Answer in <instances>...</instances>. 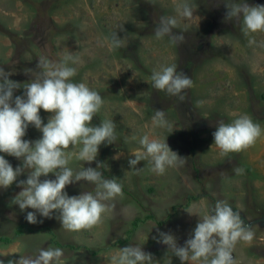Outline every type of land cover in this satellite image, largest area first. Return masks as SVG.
Here are the masks:
<instances>
[{
    "label": "rangeland",
    "instance_id": "374dc122",
    "mask_svg": "<svg viewBox=\"0 0 264 264\" xmlns=\"http://www.w3.org/2000/svg\"><path fill=\"white\" fill-rule=\"evenodd\" d=\"M177 2L0 0V67L12 73L9 79L29 81L28 70L38 71L41 57L58 61L69 51L81 53L73 79L86 82L105 101L92 123L112 119L117 125V140L101 145L97 161L106 163L101 168L105 178L115 176L122 185V195L102 221L77 232L64 229L55 213L52 218L37 214V223L27 222V212L34 210L22 212L11 204L21 190L17 184L0 189V236L12 238L9 244L0 243L3 264H15L19 257L35 256L49 246L63 249V264H111V257L128 244H139L158 264H168L171 253L159 242V233L170 232L183 246L198 218L218 199L239 211L255 233L252 241L236 244L237 264H264V135L228 155L213 144L212 136L219 121L230 123L241 114L264 128V32L244 35L239 23L225 20L223 0H192L196 8L186 21L184 41L172 45L167 38L155 39V23L175 14ZM247 2L264 5V0ZM182 29L184 23L174 31ZM114 31L124 38L115 50L101 42L102 35ZM171 63L193 80L183 101L151 87L152 71ZM22 93L17 89L14 96ZM154 110H165L174 131L163 135H169L170 148L186 160L162 175L151 172L147 160L137 166L143 171H130L128 159L137 154L139 137L161 135L151 123ZM40 115L46 123L51 114L41 109ZM40 136L29 126L24 139ZM0 155L13 168L20 164L15 157ZM82 164L73 161L72 166ZM84 166L95 167L96 161ZM235 166L242 167L243 174L236 175ZM25 178L26 173L18 180ZM86 187L80 182L65 190L74 196L92 190ZM21 225L26 228L18 234ZM171 261L181 264L175 256Z\"/></svg>",
    "mask_w": 264,
    "mask_h": 264
},
{
    "label": "clouds",
    "instance_id": "9594fccd",
    "mask_svg": "<svg viewBox=\"0 0 264 264\" xmlns=\"http://www.w3.org/2000/svg\"><path fill=\"white\" fill-rule=\"evenodd\" d=\"M223 3L225 20L239 23L244 35L264 32V5H250L247 0H223ZM195 8L192 0H178L175 14L161 16L155 23L154 38H167L172 45L181 44L185 39L186 21L193 17ZM182 23L184 29L174 31ZM120 30L123 31L122 25ZM101 42L115 50L123 46L124 38L114 31L102 35ZM80 63L79 51H69L58 61L41 57L36 65L38 71L28 70L32 78L23 84L9 79L12 73L0 67V153L20 161L13 168L5 155H0V189L17 184L21 190L12 198L11 204L22 212L34 210L27 212V222L37 223V214L52 218L55 213L62 227L73 232L100 223L103 216L114 208L115 198L122 195L118 178H105L101 168L106 163L97 161L101 145H112L117 140V125L112 119H104L98 125L92 123L105 101L86 82L74 81L76 65ZM149 79L153 89L179 101L185 100L186 90L193 87L192 78L178 71L175 63L153 70ZM21 88L23 93L14 96V92ZM41 109L51 114L46 123L40 115ZM150 119L161 135L156 137L145 133L139 137L137 154L128 159L129 170L143 171L137 166L142 160H147L151 165L150 171L162 175L186 159L167 143V137L174 128L165 110H154ZM29 126L41 133L38 139H24ZM165 132L169 135H163ZM261 135H264V128L247 114H241L230 123L219 121L212 133L213 144L223 155L242 151ZM131 139L135 141L137 138ZM73 161L83 164L77 169L72 166ZM94 161L95 167L84 166ZM233 172L241 175L244 169L235 166ZM24 173L26 178L18 180ZM49 174L54 178H48ZM80 182H86L92 190L70 196L66 186ZM81 187L85 185L81 184ZM254 235L252 225L245 223L240 212L227 200L218 199L198 218L183 246L178 245L170 232H160L159 242L166 245L167 252L171 253L168 264H172V256L177 257L181 264H237L233 255L236 244L250 242ZM63 256L62 248L49 246L41 248L35 256L19 257L15 264H63ZM111 264L158 262L141 245L128 244L111 257Z\"/></svg>",
    "mask_w": 264,
    "mask_h": 264
},
{
    "label": "trees",
    "instance_id": "16d2710c",
    "mask_svg": "<svg viewBox=\"0 0 264 264\" xmlns=\"http://www.w3.org/2000/svg\"><path fill=\"white\" fill-rule=\"evenodd\" d=\"M152 219L153 217L151 216V217H149V219ZM139 223V220H136L134 223H133V226H134V228L136 227V225ZM26 227L24 226V225H21L20 227H19V229L17 230V233L18 234H20V233H22L23 232V230L25 229ZM31 230V229H30ZM32 231V230H31ZM12 242V238L11 237H7V236H0V243L1 244H9V243H11ZM68 247H70V248H73V249H76V248H80V247H78V246H74V245H70V246H68ZM94 254L95 253H97V251H92Z\"/></svg>",
    "mask_w": 264,
    "mask_h": 264
}]
</instances>
